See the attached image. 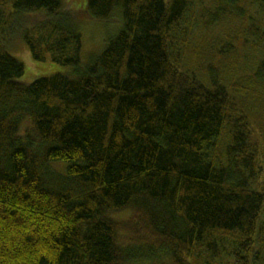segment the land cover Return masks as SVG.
I'll use <instances>...</instances> for the list:
<instances>
[{"label":"trees","instance_id":"1","mask_svg":"<svg viewBox=\"0 0 264 264\" xmlns=\"http://www.w3.org/2000/svg\"><path fill=\"white\" fill-rule=\"evenodd\" d=\"M82 19L120 24L86 63ZM16 24L71 71L0 44V264H264V0H0Z\"/></svg>","mask_w":264,"mask_h":264},{"label":"rangeland","instance_id":"2","mask_svg":"<svg viewBox=\"0 0 264 264\" xmlns=\"http://www.w3.org/2000/svg\"><path fill=\"white\" fill-rule=\"evenodd\" d=\"M64 2L78 9H83L86 5V0H64ZM77 28L81 35L82 62L86 63L105 49L108 41L120 30V24H118L117 20L97 22L82 19L78 20ZM21 32V27L16 24L14 30L10 31L7 36H0V44L3 49L24 65V74L20 81L31 83L54 73H70V68L52 62L42 63L34 60L28 45L22 39Z\"/></svg>","mask_w":264,"mask_h":264}]
</instances>
